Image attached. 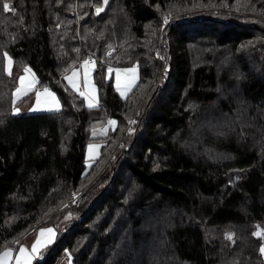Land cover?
<instances>
[{"label": "trees", "instance_id": "1", "mask_svg": "<svg viewBox=\"0 0 264 264\" xmlns=\"http://www.w3.org/2000/svg\"><path fill=\"white\" fill-rule=\"evenodd\" d=\"M28 67L60 110L14 114ZM68 209L34 264H264V0H0V252Z\"/></svg>", "mask_w": 264, "mask_h": 264}, {"label": "rangeland", "instance_id": "2", "mask_svg": "<svg viewBox=\"0 0 264 264\" xmlns=\"http://www.w3.org/2000/svg\"><path fill=\"white\" fill-rule=\"evenodd\" d=\"M83 61L78 66L73 68L65 75L66 84L75 92L83 93V97L86 100V104L90 107L98 105L99 94L98 88L94 79V72L97 67L96 64L87 66ZM14 67L13 60L7 58V70L12 71ZM111 69V71H109ZM87 72V76L85 73ZM108 75L113 77L114 84L118 90L117 83L119 80V90L118 92L122 97H127L131 91L136 87L139 81V70L136 66L130 67H108ZM69 77L72 78V81L75 83L76 87H73V84L69 82ZM23 78V80H22ZM94 86V87H93ZM21 89L18 93L17 89ZM47 90V91H46ZM39 93L40 104L37 105V94ZM55 94L53 97L52 94ZM14 100V109L18 108L19 112L14 111V114H27V113H38V112H49L57 111L62 108V103L57 92L50 88H40L38 86V77L35 71L31 68H26L22 74L18 76L17 87L13 92ZM59 101L58 106H53L55 101ZM116 127V122L108 125V128ZM101 133V131H100ZM102 143L99 141H93L88 144L86 149V158L85 163L87 169L91 168L92 164L100 155ZM75 219L73 211L68 209L61 215H58L54 221L53 226L55 227L56 232L65 231L66 225L72 222ZM57 234V233H56ZM56 240V237L53 241ZM52 244V243H51ZM49 244V245H51ZM49 246H47L48 248ZM46 248V249H47ZM46 249L43 250V257L46 256ZM58 264H73V256L70 253H66L63 258H60Z\"/></svg>", "mask_w": 264, "mask_h": 264}, {"label": "crops", "instance_id": "3", "mask_svg": "<svg viewBox=\"0 0 264 264\" xmlns=\"http://www.w3.org/2000/svg\"><path fill=\"white\" fill-rule=\"evenodd\" d=\"M89 64V63H88ZM90 65V64H89ZM51 229V232L41 230ZM55 227L52 225H47L42 228L36 229L26 235L22 241H20L16 246L7 248L0 252V264H34L36 261L43 258V250L53 243L54 238H57ZM49 238H51L49 242ZM40 240V245L37 246V251L32 252L33 245L37 240ZM21 248L24 249V252H21ZM11 251H8V250ZM7 253L6 255H4Z\"/></svg>", "mask_w": 264, "mask_h": 264}, {"label": "snow or ice", "instance_id": "4", "mask_svg": "<svg viewBox=\"0 0 264 264\" xmlns=\"http://www.w3.org/2000/svg\"><path fill=\"white\" fill-rule=\"evenodd\" d=\"M104 3L106 4L107 3V0H104ZM4 9L5 10H9V4L8 3H5L4 4ZM13 11H14V9H12ZM99 11H101V8H97V12H99ZM167 20H168V18L167 17H165V23H167ZM85 63V65L87 66V64H88V62L87 61H85L84 62ZM109 71H111V69H109ZM85 75L87 76V72L85 73ZM69 79V82L70 83H72L73 84V87H76V85H75V83L72 81V78L71 77H69L68 78ZM22 80H23V78H22ZM94 87V86H93ZM117 87H118V90H119V87H120V85H119V80H118V83H117ZM21 91V89H17V92L19 93ZM47 91V90H46ZM82 95H83V93H81ZM124 93H123V91L121 92V95H123ZM52 96L54 97L55 96V94L53 93L52 94ZM40 104V100H39V93L37 94V105H39ZM59 105V101L58 100H56L55 101V103H54V105L53 106H58ZM14 111H16V112H19V109L18 108H16V109H14ZM111 123H115V121H111ZM134 123V122H133ZM129 131H131V129H129ZM157 167H158V165H157ZM42 232H44V231H48V232H51L52 230L51 229H48V230H44V229H42L41 230ZM259 234H264V233H261V232H258V233H254V235H259ZM229 235V238L231 237V234H228ZM50 240H51V238H49V242H50ZM40 240L38 239L37 241H36V243L33 245V248H32V252L33 253H35L36 251H37V246L38 245H40ZM261 252H264V246H262L261 247ZM8 251H11L10 249L8 250ZM21 252L23 253L24 252V249L23 248H21ZM7 253H5L4 255H6Z\"/></svg>", "mask_w": 264, "mask_h": 264}, {"label": "built area", "instance_id": "5", "mask_svg": "<svg viewBox=\"0 0 264 264\" xmlns=\"http://www.w3.org/2000/svg\"><path fill=\"white\" fill-rule=\"evenodd\" d=\"M109 57H111L112 56V54H111V52H109ZM90 65H94L95 64V61H94V59H89L88 61H87ZM111 121H113L111 118H108V120H107V122L105 123V125H103L102 126V128L105 130L107 127H108V125L109 124H111ZM136 119H133L131 122H130V124L131 125H134L135 123H136ZM134 122V123H133Z\"/></svg>", "mask_w": 264, "mask_h": 264}]
</instances>
